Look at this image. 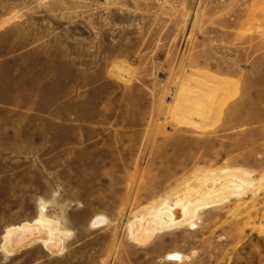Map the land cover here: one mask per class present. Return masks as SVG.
<instances>
[{
	"label": "rangeland",
	"instance_id": "obj_1",
	"mask_svg": "<svg viewBox=\"0 0 264 264\" xmlns=\"http://www.w3.org/2000/svg\"><path fill=\"white\" fill-rule=\"evenodd\" d=\"M224 173L255 187L131 240ZM42 204L60 251H2ZM0 264H264V0H0Z\"/></svg>",
	"mask_w": 264,
	"mask_h": 264
},
{
	"label": "bare ground",
	"instance_id": "obj_2",
	"mask_svg": "<svg viewBox=\"0 0 264 264\" xmlns=\"http://www.w3.org/2000/svg\"><path fill=\"white\" fill-rule=\"evenodd\" d=\"M246 175L224 173L200 176L199 182L189 186L187 191L175 201H162L148 205L143 208L140 219L128 223L131 240L136 244L146 245L159 232L181 227L185 223L191 224L198 210L246 194L255 187L254 182ZM45 212L46 207L42 204L38 216L32 223L7 229L2 236L1 250L9 255L13 251L39 243L48 252L60 251L62 237L66 234L60 230V223L48 219ZM167 258L180 261L182 255L174 253L167 255Z\"/></svg>",
	"mask_w": 264,
	"mask_h": 264
}]
</instances>
